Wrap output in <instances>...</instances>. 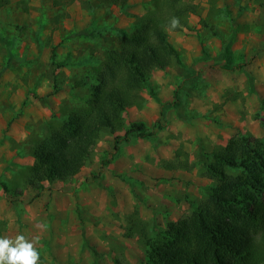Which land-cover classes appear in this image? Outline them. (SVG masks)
<instances>
[{
  "label": "rangeland",
  "instance_id": "obj_1",
  "mask_svg": "<svg viewBox=\"0 0 264 264\" xmlns=\"http://www.w3.org/2000/svg\"><path fill=\"white\" fill-rule=\"evenodd\" d=\"M184 1L197 5L195 14H189L187 19L194 25L169 32V40L183 45L185 36L195 34L210 60L203 63L197 76H193L195 73L190 66L187 69L173 62L164 70H156L157 79L151 78V85L154 80L172 76L177 82L167 81L162 87V91L172 95L171 91L183 80L179 96L185 118H179L176 109L167 107L166 122L177 116L187 127H196L198 145L201 142L204 149L210 151L220 148L217 145L224 138L223 130L232 129L231 123L237 117L239 122H244L246 116L251 115L262 128L260 120L250 112L254 108L245 73L256 77L255 87L262 86L260 91L264 94V0ZM152 2L128 0V8L133 6L139 13L145 10L144 15L152 9ZM135 13L122 11L118 5L105 0H0V183L8 190L5 192L0 186V238H14L18 234L30 240L38 238L39 264H93L91 253L81 249V226L90 244L103 254L99 264H114V260L121 264H140L147 243H160L153 230V220L144 221L138 206L118 208L116 214L104 212L101 207L94 208L90 201L96 195H88L87 189L83 195H78V189L75 191L72 186L77 177L89 180L91 174L98 172L100 158L111 149L113 134L102 133L90 159L76 177L64 182L45 181L41 190L30 182V167L34 162L29 156L31 141L41 135L45 121L63 117L70 107L88 97V85L78 88L75 82H91L85 73L94 64L92 57L101 55L113 29H126ZM230 16L238 22L237 30L242 37V48L234 52V60L247 64L238 74L219 69L216 61L230 35ZM84 28L95 31L97 37L68 38L69 34ZM52 49L55 51L53 62ZM8 50L12 64L5 69ZM54 62L60 67L53 65ZM234 75L240 76L243 82ZM54 76L61 87L55 94ZM154 92L157 95L156 89ZM143 93L150 97L146 90ZM254 95L258 111L260 99L264 97H259L257 88ZM125 116L126 113L127 123ZM261 116L264 117V111ZM257 129L258 126L252 128L254 132ZM239 130L248 131L242 128L236 133ZM148 141L152 142L151 137ZM154 143L156 148V141ZM134 183L132 181V185ZM104 197L107 206H112V191L108 190ZM144 206L151 209L146 203ZM156 213L153 210L152 217L158 221L160 217ZM41 224L46 228L39 227ZM169 224L167 222L165 227Z\"/></svg>",
  "mask_w": 264,
  "mask_h": 264
},
{
  "label": "trees",
  "instance_id": "obj_2",
  "mask_svg": "<svg viewBox=\"0 0 264 264\" xmlns=\"http://www.w3.org/2000/svg\"><path fill=\"white\" fill-rule=\"evenodd\" d=\"M105 1L118 5L122 11L130 6L128 0ZM152 1L151 10L142 16L133 15L134 20L126 29H113L115 33L109 34L101 55L92 57L94 64L85 73L91 82H75L78 88L88 85V97L75 103L63 117L45 121L41 135L31 141L29 156L34 162L30 167V182L38 190L45 181L72 179L90 159L102 133L107 132L114 135L111 149L100 158L98 172L89 178L104 188L103 170L119 153L122 144L129 143L133 137L148 140L164 128L167 107H173L179 118H185L179 96L183 80L173 89L172 101L164 103L154 92L151 78L154 71L164 70L173 62L182 65L180 52L169 40V32L186 29L188 15L195 14L197 5L184 0ZM172 17H178L182 27L170 31ZM229 18L231 31L216 59L217 66L225 72L243 71L247 64L235 62L232 50L238 25L234 17ZM74 37L95 39L97 34L84 28L68 35V38ZM201 51V61H209V55L203 48ZM50 58L53 62L54 49ZM11 62L12 54L8 50L5 69ZM53 65L60 67L59 63ZM197 75L200 72L193 76ZM245 76L249 92L256 94L254 77L248 73ZM53 81L55 94L61 87L55 76ZM143 90L159 105L160 119L152 127L142 121L126 123L124 119L129 108L145 103ZM263 111L264 100L260 99L254 118L260 120L264 133ZM121 131L122 135H116ZM196 158L201 173L212 184L205 189L204 198L193 207L192 213L173 224L159 229L152 217L153 230L160 243H147L140 264H264V134L255 138L248 131L239 130L222 148L206 151L199 145ZM117 177L145 205L133 190V179L127 175ZM0 186L8 191L5 184ZM80 237L81 249L91 253L93 264H99L103 254L90 244L83 226ZM113 263L121 264L117 260Z\"/></svg>",
  "mask_w": 264,
  "mask_h": 264
},
{
  "label": "crops",
  "instance_id": "obj_3",
  "mask_svg": "<svg viewBox=\"0 0 264 264\" xmlns=\"http://www.w3.org/2000/svg\"><path fill=\"white\" fill-rule=\"evenodd\" d=\"M126 11L130 13L136 12L135 14L138 16L145 12L144 10L139 13L134 10L133 6ZM235 23L238 24L237 21ZM188 24L190 26L194 25L191 20L188 21ZM239 36L240 34L237 32L232 45L233 54L238 48H242V37ZM183 42V45L182 43L174 44L180 52L182 66L187 69L190 66L194 73L202 71L204 63L200 61L202 51L197 43L195 34L185 36ZM195 60L196 63H194ZM157 72L154 71L152 73V80L157 79ZM238 72L240 71L231 73L238 74ZM256 72L260 75L258 71ZM234 77H239L240 81L243 82L240 76L234 75ZM167 81L177 82L173 81L172 76L169 78L164 76V80H154L151 85L154 90L156 89L158 98L164 103L172 101V95H167V93L162 91L163 84ZM254 81H257L256 77H254ZM261 87L260 85L256 86L259 97L263 98L264 94H261ZM142 95L145 98V103L141 107L129 108L125 117L128 122L142 121L150 127L160 118L159 105L154 99L145 96L144 93ZM249 99L252 100L251 105L254 108L250 112L255 114L258 108V105L255 104L256 96L252 94ZM224 107L227 106L224 105ZM231 125L234 126L232 129L223 130L224 138H222V142L217 147H223L228 139L236 134L237 129L245 128L257 137L263 135L262 128L257 121L252 120L251 115L246 116L244 122H239V117H237ZM256 126H258V129L257 132H254L252 128ZM197 131L196 127L192 125L187 127L184 122L177 120V116L174 119L170 117L164 128L151 137L152 142L135 137L129 143L120 146L119 153L112 159L108 167L103 170L101 183L104 188H99L96 182L87 178L86 183H84L85 179L79 180L77 179L78 177L73 180L74 184L72 186L75 191L78 189V195H83L86 189L89 190L88 195H96L97 198L95 197L90 201L93 203L94 208L101 207V209L105 210L104 212L108 210V212L114 211L116 214L118 208L124 209L127 205L129 208L138 206L140 212L144 215L143 220L150 221L152 219V211L155 210L160 217L158 221H155L156 225L159 226L158 228H165L167 222L168 224L174 223L181 216L190 214L193 207L204 198L205 189L212 184V180L201 173V167L197 163L196 156L199 146L197 141L199 134ZM118 134L122 135L123 132ZM192 136L194 137L193 139ZM154 141H156V148ZM199 144L203 147L205 146L201 142ZM181 148L182 152L180 151ZM155 153L157 154L155 155ZM180 153L182 155H179ZM118 175H127L136 182L132 185L133 190L151 209L146 208L138 199L133 197L130 187L120 181L117 177ZM107 180L108 183L105 184ZM108 190L112 191L114 196L112 206H107L105 201L104 195H108ZM110 228L108 227V232H111L112 229Z\"/></svg>",
  "mask_w": 264,
  "mask_h": 264
},
{
  "label": "clouds",
  "instance_id": "obj_4",
  "mask_svg": "<svg viewBox=\"0 0 264 264\" xmlns=\"http://www.w3.org/2000/svg\"><path fill=\"white\" fill-rule=\"evenodd\" d=\"M182 27L178 17H172L169 22V30ZM46 228V225H39ZM38 238L28 239L22 234L14 238H0V264H39L40 254L36 244Z\"/></svg>",
  "mask_w": 264,
  "mask_h": 264
}]
</instances>
